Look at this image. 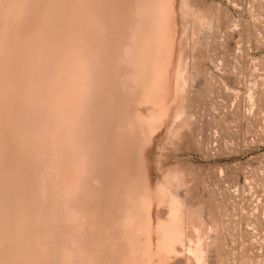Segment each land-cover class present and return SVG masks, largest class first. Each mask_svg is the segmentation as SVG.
<instances>
[{
  "label": "bare ground",
  "instance_id": "obj_1",
  "mask_svg": "<svg viewBox=\"0 0 264 264\" xmlns=\"http://www.w3.org/2000/svg\"><path fill=\"white\" fill-rule=\"evenodd\" d=\"M180 5L0 0V264H211L213 226L151 164L196 75Z\"/></svg>",
  "mask_w": 264,
  "mask_h": 264
},
{
  "label": "rangeland",
  "instance_id": "obj_2",
  "mask_svg": "<svg viewBox=\"0 0 264 264\" xmlns=\"http://www.w3.org/2000/svg\"><path fill=\"white\" fill-rule=\"evenodd\" d=\"M188 2L186 126L157 138L151 164L213 226L211 264H264V0Z\"/></svg>",
  "mask_w": 264,
  "mask_h": 264
}]
</instances>
